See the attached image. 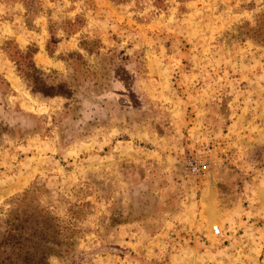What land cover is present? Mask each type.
I'll use <instances>...</instances> for the list:
<instances>
[{"label":"rangeland","instance_id":"1","mask_svg":"<svg viewBox=\"0 0 264 264\" xmlns=\"http://www.w3.org/2000/svg\"><path fill=\"white\" fill-rule=\"evenodd\" d=\"M32 9L0 0V264H264V0Z\"/></svg>","mask_w":264,"mask_h":264},{"label":"trees","instance_id":"2","mask_svg":"<svg viewBox=\"0 0 264 264\" xmlns=\"http://www.w3.org/2000/svg\"><path fill=\"white\" fill-rule=\"evenodd\" d=\"M13 3H22L26 9V18L29 19L31 16V13H33L32 5L34 4V0H8ZM115 3H120L123 0H112ZM264 39V38H263ZM263 39L258 40V42H261ZM6 48H4L5 52L8 54V57L11 58L12 61H16L20 66L21 63L25 64L28 67H34L33 63V57L36 53V49H34L32 46L28 47L25 50H21L17 44L13 43V41H10L6 43Z\"/></svg>","mask_w":264,"mask_h":264}]
</instances>
